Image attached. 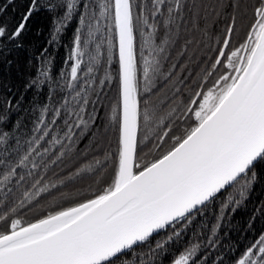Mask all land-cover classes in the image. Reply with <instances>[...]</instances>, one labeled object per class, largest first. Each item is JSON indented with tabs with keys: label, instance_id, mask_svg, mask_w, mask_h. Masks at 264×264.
I'll list each match as a JSON object with an SVG mask.
<instances>
[{
	"label": "snow or ice",
	"instance_id": "6c2138e0",
	"mask_svg": "<svg viewBox=\"0 0 264 264\" xmlns=\"http://www.w3.org/2000/svg\"><path fill=\"white\" fill-rule=\"evenodd\" d=\"M13 3L6 0L0 5V14ZM38 7V0H30L11 31L0 22V49L6 41L22 47L18 38ZM47 7L63 10L57 33L73 17L78 20L68 56L70 71L60 89L66 88L70 98L63 97L58 105L34 106L31 111L39 114L23 135H17L21 120L11 132L0 129V264H156L196 217L217 201L219 213L210 235L203 244L186 245L171 264H223L222 257L209 262V256L220 244L226 214L234 213L248 190L264 179V0H255L252 21L238 43V0L221 4L220 11L213 8L217 19L223 14V29L186 101L173 83L186 63L177 59L165 69L185 23V0H62ZM192 21L194 28L208 35L207 16L193 12ZM191 43L186 41L178 57L185 56ZM114 57L115 77L110 72ZM100 72L102 76L97 75ZM51 79L41 67L25 89H39ZM113 79L119 103L112 107L108 124L118 128L117 150L93 157L66 176L56 174L50 166L71 153L78 139L89 133L94 137L105 128L97 124L98 112ZM169 85L174 89L172 98L151 104L152 96ZM12 108L9 99L0 124ZM142 122L153 133L142 136L143 155H138ZM113 161L107 186L57 208L59 199L71 196L63 190L69 181L82 174L99 175ZM49 172L56 175L54 181L45 180ZM45 195L55 210L24 220L25 210H34ZM235 264H264V233Z\"/></svg>",
	"mask_w": 264,
	"mask_h": 264
},
{
	"label": "trees",
	"instance_id": "16d2710c",
	"mask_svg": "<svg viewBox=\"0 0 264 264\" xmlns=\"http://www.w3.org/2000/svg\"><path fill=\"white\" fill-rule=\"evenodd\" d=\"M61 2L62 0H38V10L33 13L25 32L18 38V42L22 47H14L17 41H6L4 42L3 48L0 49V113L6 111V102L9 99L13 102V108L7 110V120L0 124V129L4 131H13L16 121L21 120L22 126L21 129L17 131V135H23L27 132L28 128H31L32 122L39 114L38 112L33 113L31 111L34 106L39 107L49 103L58 105L62 102L63 97L70 98V94L66 88L64 91H60V89L65 87V80L70 71L71 61H68V56L71 53L73 38L79 24L77 18L73 17L61 32H56L58 21L63 15V10L57 8L53 11L50 10L47 5L60 4ZM185 2L187 4V7L183 11L185 23L181 25L180 29L185 27L186 19L188 18V13L192 5L191 0H185ZM216 2L217 0H204V5L206 4L209 9L211 6H215ZM230 2L231 0H226L225 6ZM4 3H6V0H0V5ZM29 3L30 0H14V3L9 5L3 14H0V22L7 25L9 31H11L20 21L21 15L24 13ZM238 3L239 8L235 12L238 23L236 43L244 37L247 26L252 21V6L255 0H238ZM226 10L230 11V9ZM223 25V14L219 20H214L211 25L212 30L209 34L212 35V41L208 46L210 56L214 55L213 49L216 47L214 38H218L219 33L223 29ZM180 35L182 34L179 33L175 46L171 50L170 59L165 63L166 70L169 68L170 64L176 62L177 59L183 63L186 61L185 57L187 56V52L185 53V57H178V53L175 54L173 52L174 48L180 51L186 43V41L181 40ZM54 36L56 37L55 40H53ZM139 44L140 38L138 36V49ZM45 49H47L46 52L44 51ZM208 49L206 51H208ZM204 53L205 51L200 53V55ZM203 57L204 55L199 58L197 57L193 62L187 63V67L180 75H177L173 81L175 86L182 90L185 82L189 79L190 87L181 95V99L185 101L187 100L186 96L196 88V82L199 76L203 75L201 69L205 66L204 61L200 63ZM7 60H12L13 63L9 65L6 63ZM41 67H45L50 72L52 79L46 81L39 89H25L26 82L31 78H35L38 75V69ZM117 67L118 65L114 57L110 69L113 77L116 76ZM97 75L102 76L103 72ZM183 77H187V79H184L183 83H179L178 81ZM8 88L12 89V93L8 92ZM173 91L172 85L162 88L160 91L161 98L155 99V95H153L152 103L159 104L162 99L167 103L168 100L172 98ZM50 93L52 96L51 101L48 99ZM92 99H95V96H92ZM17 102L19 103V108L16 107ZM118 103L119 88L116 80L113 79L111 83L106 86L105 94L101 96L98 112L97 124L103 123L105 128L96 132L94 137L89 133L83 138L78 139L71 153L66 155L57 165L50 166L54 169L56 174L66 176L75 172L78 167L83 166L86 162L91 161L93 157L102 158V153H114L117 150L119 139L118 128L116 125H109L107 117L111 115L112 107L118 105ZM143 107L142 102V110ZM89 111H91V106H89ZM24 125H27V128H24ZM108 128H111L112 133V140L109 145L101 143V141L97 139L98 133H103L102 131ZM93 131H95V128H93ZM152 133L153 130L145 129L142 122L141 133L138 135V155H143V153L139 152V148L142 146V135L147 134L151 137ZM145 151H147V149H145ZM151 158L152 156L145 157V159ZM114 167L115 163L113 161L104 168L99 175L95 173L82 174L69 181L63 190L70 193L71 196L69 199H59L57 208L71 206L80 200L88 198L93 192L99 191L107 186L112 179ZM49 178L54 181L56 175L49 172L45 180ZM31 183L32 180L29 179L25 184V188L30 189ZM19 195L20 193L17 192V196ZM50 198L51 197L47 195L42 196L39 205L34 210H25L23 219L26 221H33L46 211L55 210L49 207L48 201ZM219 208L220 202L217 201L210 205L203 215L197 216L193 224L182 233L181 238L174 244L168 246L169 251L157 258L156 264H169L173 256L182 251L186 245L196 242L203 244L205 239L210 235V230L213 225L217 222ZM249 224H251V227H249ZM262 233H264V179L254 184L252 188L248 190L247 198L242 201L241 206L237 208L234 213L226 214V219L219 229V236L221 238L220 244L217 248L210 250L211 255L209 256V262L216 257H222L223 264H235V260L241 253ZM161 238L160 236L156 237V239ZM205 251H209V249L205 248Z\"/></svg>",
	"mask_w": 264,
	"mask_h": 264
},
{
	"label": "rangeland",
	"instance_id": "374dc122",
	"mask_svg": "<svg viewBox=\"0 0 264 264\" xmlns=\"http://www.w3.org/2000/svg\"><path fill=\"white\" fill-rule=\"evenodd\" d=\"M191 9L188 13V18L186 19V25L184 28L180 29V37L182 41H189L191 40L192 43L188 44V51H187V56L185 54V59L186 61H184V63H189V62H193L197 59V57L199 58L200 56L204 57L202 58L200 63H203V61H205L206 57L210 56V50L208 49V46L210 45L211 41H212V35H210V31L211 29V25L214 22V20H216L217 18L214 16L213 14V8H216L217 11H220V5L223 2V5H226V0H217V2L215 3V6H211L208 9V6L205 4L204 5V0H191ZM193 12H198L200 14L201 17L207 16V20H208V28H209V33L207 36L204 35V33H202L198 28H194L193 27V21H192V13ZM219 20V19H218ZM205 21L203 19L200 20V26L203 27ZM238 35V32H237ZM208 49V51H206ZM205 53L203 55H200V53L204 52ZM173 52L176 54L178 53V49L174 48ZM156 98H161L160 97V92H158L155 95V99ZM153 100V96L151 99V104ZM108 115V114H107ZM109 117V115H108ZM107 117V118H108ZM103 133H98L97 139L101 141V143H106V144H111V140H112V133H111V128H108L106 130L102 131ZM143 136V135H142Z\"/></svg>",
	"mask_w": 264,
	"mask_h": 264
},
{
	"label": "flooded vegetation",
	"instance_id": "af4514ba",
	"mask_svg": "<svg viewBox=\"0 0 264 264\" xmlns=\"http://www.w3.org/2000/svg\"><path fill=\"white\" fill-rule=\"evenodd\" d=\"M190 87V82H189V79H187V81L185 82L184 84V87L182 89V95L185 93V91ZM187 97V96H186ZM185 97V98H186Z\"/></svg>",
	"mask_w": 264,
	"mask_h": 264
},
{
	"label": "water",
	"instance_id": "95a60500",
	"mask_svg": "<svg viewBox=\"0 0 264 264\" xmlns=\"http://www.w3.org/2000/svg\"><path fill=\"white\" fill-rule=\"evenodd\" d=\"M169 264H171V262Z\"/></svg>",
	"mask_w": 264,
	"mask_h": 264
}]
</instances>
